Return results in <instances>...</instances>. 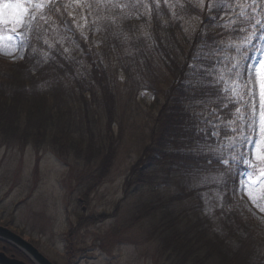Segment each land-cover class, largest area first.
Instances as JSON below:
<instances>
[{"label": "trees", "instance_id": "trees-1", "mask_svg": "<svg viewBox=\"0 0 264 264\" xmlns=\"http://www.w3.org/2000/svg\"><path fill=\"white\" fill-rule=\"evenodd\" d=\"M246 1L55 3L37 21L23 57L0 61V134L32 139L38 149L49 142L46 149L61 156L74 153L88 160L95 153L94 130L114 123L115 82L131 92L135 87L150 92L154 124L126 184L139 186L135 191L141 195L143 189L170 195L161 209L153 202L140 205L134 219L155 208L165 213L168 219L152 227L161 239L156 252L176 257L172 264H264V229L232 203L239 171L214 159L207 163L221 154L219 141L233 134L220 127H230L237 104L219 84L217 59L220 46L238 42L243 31L237 29L248 26V12H238ZM69 16L76 20L85 50L64 28ZM103 142L97 151L107 150L101 163L106 172L114 149L112 138ZM199 145L210 146L203 149L209 154H202ZM162 172L172 177L168 184L159 182ZM205 179L210 183L199 185ZM205 189L218 191V203L206 204ZM127 190L126 197L135 194Z\"/></svg>", "mask_w": 264, "mask_h": 264}, {"label": "rangeland", "instance_id": "rangeland-1", "mask_svg": "<svg viewBox=\"0 0 264 264\" xmlns=\"http://www.w3.org/2000/svg\"><path fill=\"white\" fill-rule=\"evenodd\" d=\"M57 2L78 7L80 0H24L28 12L23 14V24L0 25V35L15 36L10 46L7 39L3 41L5 46L0 48L2 63L9 64L22 58L36 20ZM246 9L250 10L252 18L248 19L250 26L244 35L234 44L220 46L217 59L218 79L223 76L226 65L230 69L232 65L239 63V70L242 71L245 64H255L264 57V0H249L242 10ZM33 15L35 19L32 18ZM257 21L261 24L252 27ZM64 28L68 36L85 50V43L78 36V26L73 17L69 16L65 20ZM9 29L15 31L10 32ZM253 34L254 40L247 45V38ZM245 45L247 51L241 52L240 49ZM230 46L237 50L233 51ZM245 55L247 60L243 59ZM224 79L229 81L234 80V77L224 76ZM120 82H115L114 123L108 129L105 127L104 130H94V134L98 135L92 136L95 141L92 152L95 153L88 160L83 155L77 157L74 153L67 157L61 156L56 149H46L52 145L49 142L40 143L42 148L38 149L32 139L21 141L17 137L0 134V219H8L13 229L29 239L43 241L47 246L49 244L45 241H49L57 254H63L68 246L69 252L75 254L73 264H172L178 260L176 257H166L164 253L156 252V244L161 239L159 231L152 227L162 217L168 219L165 213L155 208L154 212L142 219H134L140 205L153 202L155 207L161 209L160 206L170 194L143 189L144 195H141L137 193L139 190L135 191L139 186L134 183L126 184L130 170L139 160L154 124V96L150 92L140 91L138 87L131 92ZM222 85L223 88L227 86ZM240 107L242 106L237 104L233 119L236 109ZM100 120L106 121L104 117ZM207 121H211L208 123L210 125L215 122L214 119ZM201 122L205 123L204 120ZM213 131L217 133L218 129L214 127ZM239 135L240 133H233L219 141L224 159L239 157V147L230 151L233 141L239 143ZM111 138L114 150L111 164L104 172L101 163L104 162L107 150L102 154L97 151V147L105 139ZM98 163L101 166L97 168ZM252 163L258 164V167L264 166L255 160ZM228 167L234 172L239 171L237 188L231 197L233 205L264 229V192L261 191L264 189V177H260L258 187L245 189L242 185L246 181H242L241 177V173L245 171L243 165L233 161ZM161 177L159 176V182L168 184L172 180L166 174L162 180ZM257 177L258 173H255L253 179ZM131 178L136 179V175ZM206 183L210 182L205 179L199 185L206 186ZM127 189H133L135 194L131 193L126 197L129 194ZM249 191L256 198L255 203L250 199ZM217 194L215 189H205L201 197L205 202L212 200L218 203ZM177 212L178 207L174 206L171 209L172 215L175 216ZM191 263L188 261L185 264Z\"/></svg>", "mask_w": 264, "mask_h": 264}, {"label": "snow or ice", "instance_id": "snow-or-ice-1", "mask_svg": "<svg viewBox=\"0 0 264 264\" xmlns=\"http://www.w3.org/2000/svg\"><path fill=\"white\" fill-rule=\"evenodd\" d=\"M37 7L39 8L40 5H37ZM52 10L49 9V11ZM26 12H28V9L24 5V0H0V25L23 24L22 17ZM243 15L244 13L241 12V16ZM32 18L35 19L36 17L33 15ZM40 18L43 19V17ZM260 24L261 22L257 21L252 27H257ZM9 31L14 32L15 30L9 29ZM237 31L246 30L238 28ZM5 39L8 40L10 46L15 36L9 35L4 37L0 35V48L5 46L3 43ZM253 40L254 34L247 38V45H250ZM20 43H22V40ZM247 45L241 48L240 51L246 52ZM14 50L15 48L13 47ZM232 50L236 51L237 49L232 47ZM243 59L247 60L248 57L245 55ZM225 67L226 70L223 76L219 78V84H226L227 86L223 88V92L225 94L231 93L230 96L226 95V98L234 104H240L242 107L236 109L235 118L229 122L232 127L229 128L228 125L224 124H221L220 127L225 131L240 133L238 137L239 143L237 144L233 141L230 145V151H234L239 147L241 153L238 158L224 159L221 151V154L213 155L212 159H209L207 163L211 164L213 159L218 163H222L225 167H228L233 161L241 163L245 169L241 173L242 181H246L242 186L245 189H250L258 187L261 183L260 177H264V166L258 167V164L252 163L255 160L259 165H264V57L257 60L255 64H245L242 71L239 70V63L232 65L230 69L227 68V65ZM224 76L229 78L234 77V80L230 79L226 81ZM224 107H227V105H224ZM207 122L211 123V121ZM236 125L239 126L237 127ZM212 126L216 127V125ZM213 135H218V133L214 132ZM198 147L201 149L202 154H209L204 152L203 149L210 146L199 145ZM255 173H258L257 179H253ZM261 191L264 192V189ZM249 197L254 203L256 202V198L252 195L251 191H249Z\"/></svg>", "mask_w": 264, "mask_h": 264}, {"label": "flooded vegetation", "instance_id": "flooded-vegetation-1", "mask_svg": "<svg viewBox=\"0 0 264 264\" xmlns=\"http://www.w3.org/2000/svg\"><path fill=\"white\" fill-rule=\"evenodd\" d=\"M0 225L24 237L29 243H31L43 255V257H45L52 264H73V259H75V254H73L72 251L69 252L68 246L66 248V245H65L66 249L64 250L63 254H61L60 252H58L59 254H57L54 247H52V243H50L49 241H45L46 243L49 244L47 246V245H44L43 241L36 240V239L32 240V239L27 238L24 234H22L18 230L13 229L10 226V222L8 219H0ZM0 254L1 255L3 254L5 257L9 259H16L26 264H42L37 259H35L33 256L28 254L20 246L16 245L12 241H8L3 238H0Z\"/></svg>", "mask_w": 264, "mask_h": 264}, {"label": "water", "instance_id": "water-1", "mask_svg": "<svg viewBox=\"0 0 264 264\" xmlns=\"http://www.w3.org/2000/svg\"><path fill=\"white\" fill-rule=\"evenodd\" d=\"M0 238L6 239L8 241H12L16 245L20 246L24 250H26L29 254H31L35 259H37L42 264H52L48 261L43 255H41L38 250L33 247L29 242H27L24 238L16 234L15 232L7 229L5 227L0 226ZM0 263L1 264H26L16 259L6 258L3 254H0Z\"/></svg>", "mask_w": 264, "mask_h": 264}]
</instances>
